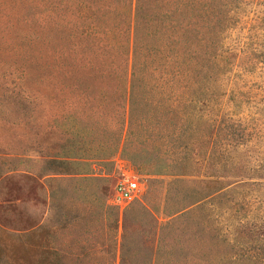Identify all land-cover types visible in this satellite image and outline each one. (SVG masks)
Instances as JSON below:
<instances>
[{"label":"trees","instance_id":"1","mask_svg":"<svg viewBox=\"0 0 264 264\" xmlns=\"http://www.w3.org/2000/svg\"><path fill=\"white\" fill-rule=\"evenodd\" d=\"M213 1L92 0L85 8L88 17L102 25L103 33L98 38L101 45L96 46L99 63L88 60L87 66L102 70L100 76L106 84L121 89V104L119 112L91 113L84 126L74 113L70 156L51 161L61 165L108 162L121 153L142 176L171 177L161 207L167 220L155 225L147 264H264V142L259 152L253 151L247 158L244 154L252 142L264 141V126L261 133L255 130L254 134V128L249 130L240 120L221 114L200 117L196 112L202 78L209 74V66L203 62L216 64L220 58L218 55L216 60L211 50L203 52L201 42V22L208 25L205 46L212 47L214 42ZM203 53L210 55L204 57ZM191 120L204 126H189ZM163 146H169L166 152L170 155L169 166L162 167L169 170L157 172L139 153ZM189 147V155H185ZM248 157L256 166L241 172ZM253 174L257 176L253 178ZM3 175L0 181L9 179ZM28 176L33 181L30 198L0 199L2 227L9 226L7 213L22 215L21 204L38 199L40 184L34 178L39 175ZM182 181L187 183L183 193L176 189ZM50 198L55 204L61 201L54 192ZM104 208V220L110 218L107 243L101 250L91 247L73 254L74 260L81 256L87 258V264H97L93 260L103 257L104 264H114L119 213L109 205ZM157 211L145 200H137L125 209L124 217L156 220ZM24 221L17 251L3 264H73L70 247L54 245L55 232L37 226L29 215ZM166 238H171L168 246ZM124 247L122 243L120 264L125 260ZM136 255L133 251L131 257Z\"/></svg>","mask_w":264,"mask_h":264},{"label":"rangeland","instance_id":"2","mask_svg":"<svg viewBox=\"0 0 264 264\" xmlns=\"http://www.w3.org/2000/svg\"><path fill=\"white\" fill-rule=\"evenodd\" d=\"M90 1L0 0V175L9 178L0 181V199L30 198L28 189L33 181L27 175L40 176L34 178L40 184L38 199L22 203L19 208L22 215L7 213L9 226L0 225V264L17 251L28 215L37 226L55 232V246L70 247L73 264H87V258L79 256L74 260L73 254L91 247L101 250L107 243L110 218H103L105 204L119 213L114 264H120L122 243L124 264H147V254L154 246L155 225L167 220L161 207L170 188L169 175L142 176L121 153L114 154L108 162L61 165L51 161L70 156L74 113L84 126L91 113L117 109L119 112L121 104L118 100L121 89H116L114 84L107 85L100 76L102 70L87 66L88 60L99 63L96 46L101 45L98 38L103 34L102 25L94 23L86 12ZM213 7L215 12L210 23L214 27V42L212 47L205 46L208 25L203 22L201 42L203 52L211 50L216 60L218 55L220 58L216 64L203 62L209 66V74L202 78L196 112L200 117L221 114V117L240 120L249 130L253 127L254 134L255 130L261 133L260 128L264 126V0H214ZM219 29L220 33L216 31ZM208 98L211 99L208 101ZM188 125L204 126L195 120ZM260 141L245 148L246 158L253 151L261 150L259 145L264 141ZM190 149L186 148L185 155ZM166 151H170L169 146L141 150L139 155L155 171L164 172L169 170L162 167L169 166L170 153ZM248 159L242 162L241 172L256 166L253 158ZM122 165L134 170L143 187L139 197L124 207L114 199V187L122 178ZM54 172L63 174H49ZM186 185L185 181L179 182L176 189L183 193ZM52 192L61 198L57 204L50 198ZM137 200H145L158 210L156 220L124 217L125 209ZM170 242L171 238H166L165 246ZM133 251H137L136 257H131ZM93 261L104 264L103 257Z\"/></svg>","mask_w":264,"mask_h":264},{"label":"built area","instance_id":"3","mask_svg":"<svg viewBox=\"0 0 264 264\" xmlns=\"http://www.w3.org/2000/svg\"><path fill=\"white\" fill-rule=\"evenodd\" d=\"M125 163V161L120 160ZM143 187L139 182L134 170L130 166L122 165V178L114 187V199L120 206H126L130 201L139 197Z\"/></svg>","mask_w":264,"mask_h":264}]
</instances>
